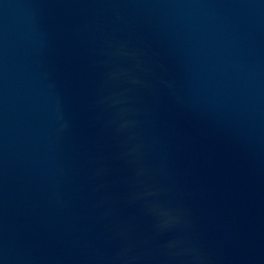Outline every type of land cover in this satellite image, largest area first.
Listing matches in <instances>:
<instances>
[{"label":"water","instance_id":"1","mask_svg":"<svg viewBox=\"0 0 264 264\" xmlns=\"http://www.w3.org/2000/svg\"><path fill=\"white\" fill-rule=\"evenodd\" d=\"M0 264H264V0H0Z\"/></svg>","mask_w":264,"mask_h":264},{"label":"clouds","instance_id":"2","mask_svg":"<svg viewBox=\"0 0 264 264\" xmlns=\"http://www.w3.org/2000/svg\"><path fill=\"white\" fill-rule=\"evenodd\" d=\"M127 124H128V122H127ZM159 214L161 217H165V219H163V221H162V226H167L172 222V220H173L172 217L166 211L160 210Z\"/></svg>","mask_w":264,"mask_h":264}]
</instances>
